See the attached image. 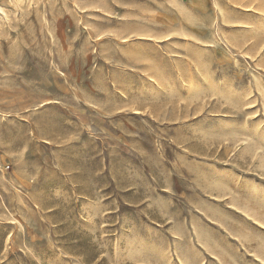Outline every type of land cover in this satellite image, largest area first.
Returning <instances> with one entry per match:
<instances>
[{
    "label": "rangeland",
    "instance_id": "1",
    "mask_svg": "<svg viewBox=\"0 0 264 264\" xmlns=\"http://www.w3.org/2000/svg\"><path fill=\"white\" fill-rule=\"evenodd\" d=\"M256 148L264 0H0V264H226L197 172Z\"/></svg>",
    "mask_w": 264,
    "mask_h": 264
},
{
    "label": "crops",
    "instance_id": "2",
    "mask_svg": "<svg viewBox=\"0 0 264 264\" xmlns=\"http://www.w3.org/2000/svg\"><path fill=\"white\" fill-rule=\"evenodd\" d=\"M243 159L199 169L189 228L200 248L219 262L236 264L233 256L243 255L264 264V168L259 166V148L245 152Z\"/></svg>",
    "mask_w": 264,
    "mask_h": 264
}]
</instances>
